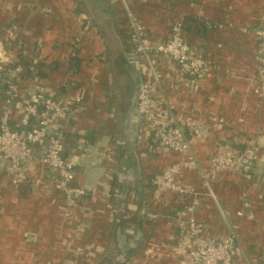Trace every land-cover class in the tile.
<instances>
[{
  "label": "crops",
  "instance_id": "1",
  "mask_svg": "<svg viewBox=\"0 0 264 264\" xmlns=\"http://www.w3.org/2000/svg\"><path fill=\"white\" fill-rule=\"evenodd\" d=\"M136 4L132 12L153 41L168 36L169 22L181 21L184 39L213 63L192 90L169 59L155 56L151 60L161 74V89L176 111L188 120L209 124L211 134L192 146L202 166L219 140L244 145L263 136L264 99L253 91L258 66L253 28L263 21L264 0ZM85 8L92 10L82 16ZM127 26V13L119 1L86 7L79 0H0V43L10 61L23 56L32 65L37 60L36 65H43L40 87L75 109L60 124L65 135L63 154L76 162V183L86 188L67 213L55 172L30 164L24 182L17 186L0 173V264H116L122 249L128 250L127 242L135 246L125 251L128 257L119 264H183L182 257L171 250L169 238L177 233L173 215L187 203L170 192L155 196L144 183L146 173L165 165L166 156L138 154L137 125L130 118L136 115L140 81L152 74L129 60V38L123 41L120 36ZM74 38L80 41L82 60L77 73L67 66ZM130 83L134 96L126 92ZM3 86L0 80V110ZM20 86L22 96L34 89L27 78L21 79ZM19 113V109L13 111L16 118ZM123 132H134L130 147L121 146L127 137L122 138ZM217 177L211 185L214 197H198L194 217L204 235L222 238L218 236L228 234V225L239 233L251 221L258 222V214L264 212V188L258 176L248 183L232 172Z\"/></svg>",
  "mask_w": 264,
  "mask_h": 264
},
{
  "label": "built area",
  "instance_id": "2",
  "mask_svg": "<svg viewBox=\"0 0 264 264\" xmlns=\"http://www.w3.org/2000/svg\"><path fill=\"white\" fill-rule=\"evenodd\" d=\"M112 1L122 3L127 13L131 60L138 69L144 72L148 69L152 74L142 77L136 95L138 154L175 156L160 170L146 173L144 183L152 188L155 196L170 192L187 203L173 215L178 225L177 233L169 238L171 250L182 257L183 264H231L237 252L233 229L223 238L206 237L202 224L194 217V204L203 194L214 197L211 185L217 182V176L228 172L240 175L247 183L258 176L264 188V135L249 139L243 148L236 146L238 141L219 140L207 157L206 165L202 166L192 146L193 141H204L211 134L207 130L209 124L204 120H188L176 111L161 89V74L154 69L151 60L155 56L169 59L192 90L213 69L212 61L184 39L181 21L169 22L168 36L153 41L131 8L133 2L147 3V0ZM253 31L257 37L258 60L253 75L257 86L253 91L257 98L264 99V16L261 25ZM5 52L4 44L0 43V80L4 84L0 110V173L17 186L24 182L30 164H41L55 172L64 194L65 210L69 213L67 209L86 194V188L76 183V162L63 154L65 135L60 124L68 120L75 109L52 91L40 87L42 83L35 68L37 60L27 67L29 75L21 63L11 62ZM25 78L34 89L23 98L20 81ZM78 102L79 98H75V103ZM18 109L20 113L16 118L13 111ZM195 176L199 181L195 182ZM236 214L241 216L242 211L237 210Z\"/></svg>",
  "mask_w": 264,
  "mask_h": 264
},
{
  "label": "rangeland",
  "instance_id": "3",
  "mask_svg": "<svg viewBox=\"0 0 264 264\" xmlns=\"http://www.w3.org/2000/svg\"><path fill=\"white\" fill-rule=\"evenodd\" d=\"M94 1H92L90 3L88 2L89 6L92 5L94 3ZM89 9H91V8H89ZM94 11H93V14H94ZM95 12L97 15V11H95ZM83 15H86V13L84 12V14H82V16ZM120 36H121L122 40L125 41L127 33H126V30L123 29V27L121 29ZM129 46L132 48L130 41H129ZM113 60L115 61V57H113ZM129 60L132 61L131 59H129ZM130 64L133 65V62H131ZM236 133H238V132H236ZM237 144H239V143H237ZM240 144H243V142L242 143L240 142ZM262 208L264 209V206H262ZM215 217H217V216H215ZM257 217H259V218H257ZM257 217H256L257 218L256 220H258V222L254 221L252 223V221H251L250 224L246 225V228H245L246 230L240 231V232L238 230L239 233L236 232L235 228L230 227V225H228V229H230V231H232V229H233L234 234L236 236L235 237V243H236V251L237 252L233 257L234 262H231V264H264V223H263L264 222V218H263L264 212H263V215L258 214ZM205 219H207V218L205 217L203 220H205ZM259 219H260L261 223L259 222ZM230 231L228 233H230ZM220 233H223V236L220 235L218 237L223 238V237H225V235H228V234H224V232H220ZM252 235L253 236L255 235L254 243H252ZM205 236L208 238L210 237L207 235H205ZM212 238H214V237H212ZM258 239L260 241H258Z\"/></svg>",
  "mask_w": 264,
  "mask_h": 264
},
{
  "label": "trees",
  "instance_id": "4",
  "mask_svg": "<svg viewBox=\"0 0 264 264\" xmlns=\"http://www.w3.org/2000/svg\"><path fill=\"white\" fill-rule=\"evenodd\" d=\"M80 2L82 1V4L83 5H85L86 7H89V4H88V2L90 3V2H92V1H94V0H79ZM107 1L108 0H95L94 2H96V3H98V5H101V6H104L105 4H107ZM137 2V1H136ZM138 4H136V6H138V5H141V3L140 2H137ZM87 9V10H86ZM91 9H89V8H85L84 9V11L83 12H85L86 14L87 13H89V11H90ZM123 27H125L124 25H123ZM105 31V30H104ZM107 32V31H106ZM126 33H127V38H129V27L127 26L126 27ZM74 41L70 44L71 45V48H72V51H71V54H70V56H69V59H68V62H67V66H68V69L71 71V72H73V73H77L78 71H79V69H80V66H81V62H82V60H81V57L79 56V52H80V46H79V40H77V39H73ZM17 62L18 63H21L22 64V66H23V68H25V73L26 74H29V70L27 69V67H29L30 66V64H31V61L30 60H28L27 58H25V57H23V56H20L18 59H17ZM112 63L113 64H116V62L112 59ZM42 64H40V63H38L36 66H35V68H36V74H37V76H43L44 74L42 73ZM65 86L63 85L62 86V89L64 88ZM3 88H4V86H3ZM133 85L130 83V84H127L126 85V92H127V94H131L132 92H133ZM134 93L135 92H133V96H134ZM136 95V94H135ZM113 101V98L111 97V100H110V102H112ZM134 103H135V101H134ZM112 104V103H111ZM134 106L136 107V103L134 104ZM130 120H132V122H133V124H134V126L135 125H137V129H138V119H137V117H136V115L134 116V117H132V118H130ZM134 133V132H133ZM133 133H129V134H127V132H123L122 133V138L124 139L125 138V136L127 135V137L124 139V141H122V143H121V146H125V145H127V144H129V147L132 145L131 143H132V140H133V136H134V134ZM137 133V132H136ZM122 139V140H123ZM131 144V145H130ZM236 146L237 147H239V148H243V146L244 145H242V144H236ZM133 153H134V151H133ZM152 155H158V154H156V153H153ZM162 155V154H161ZM163 156V155H162ZM166 156V161H165V165L163 166V167H165L166 165H168L169 163H170V161H171V159H170V155L169 154H166L165 155ZM164 157V156H163ZM162 167V168H163ZM158 170H160L161 168H157ZM155 171H157V170H155ZM154 172V171H153ZM149 175H151V174H149ZM148 175V176H149Z\"/></svg>",
  "mask_w": 264,
  "mask_h": 264
},
{
  "label": "water",
  "instance_id": "5",
  "mask_svg": "<svg viewBox=\"0 0 264 264\" xmlns=\"http://www.w3.org/2000/svg\"><path fill=\"white\" fill-rule=\"evenodd\" d=\"M127 243H128V244H126V245L128 246V250H129L130 248H133V247L135 246V243H134V242H127ZM118 246H119V247H122V243L119 242ZM122 248H123V247H122ZM128 250H126V248H123V249H122V251H124V254H123L122 256L118 257V259H117V263H116V264L122 263L124 260L127 259V257H128V252H125V251H128ZM106 258H108V257H106ZM105 260H107V259H105Z\"/></svg>",
  "mask_w": 264,
  "mask_h": 264
},
{
  "label": "flooded vegetation",
  "instance_id": "6",
  "mask_svg": "<svg viewBox=\"0 0 264 264\" xmlns=\"http://www.w3.org/2000/svg\"><path fill=\"white\" fill-rule=\"evenodd\" d=\"M113 261H115V259Z\"/></svg>",
  "mask_w": 264,
  "mask_h": 264
}]
</instances>
